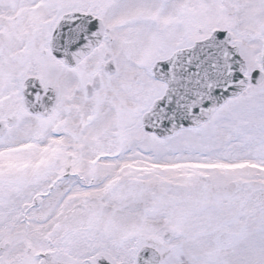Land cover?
I'll use <instances>...</instances> for the list:
<instances>
[{"label":"snow or ice","instance_id":"6c2138e0","mask_svg":"<svg viewBox=\"0 0 264 264\" xmlns=\"http://www.w3.org/2000/svg\"><path fill=\"white\" fill-rule=\"evenodd\" d=\"M0 264H264V0H0Z\"/></svg>","mask_w":264,"mask_h":264}]
</instances>
